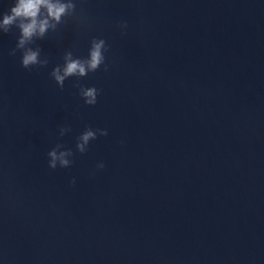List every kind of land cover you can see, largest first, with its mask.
Wrapping results in <instances>:
<instances>
[{"label":"water","instance_id":"1","mask_svg":"<svg viewBox=\"0 0 264 264\" xmlns=\"http://www.w3.org/2000/svg\"><path fill=\"white\" fill-rule=\"evenodd\" d=\"M75 2L32 45L46 67L0 32V264H264V0ZM93 37L109 70L80 79L89 106L50 73ZM87 126L108 135L81 154Z\"/></svg>","mask_w":264,"mask_h":264},{"label":"clouds","instance_id":"2","mask_svg":"<svg viewBox=\"0 0 264 264\" xmlns=\"http://www.w3.org/2000/svg\"><path fill=\"white\" fill-rule=\"evenodd\" d=\"M76 9L75 0H14L10 11L3 13L2 19H0V32L3 34L10 33L13 27L19 29L18 42L9 55L15 56L17 51H20L22 54L21 65L29 71L34 66L46 67L49 60L41 59L42 49L39 46L34 48L32 45L37 40H43L49 31L55 32L60 25L66 24V18L78 19ZM127 26L126 22L119 25L122 29H126ZM109 50L110 46L105 39L93 37L87 57H76L71 50L66 51L63 56V65L56 66L50 76L61 90H63L66 80L76 77L77 82L73 84V87L79 89V95L86 105L94 106L97 104L98 96L102 90L94 86H84L79 81L89 73L97 72L101 65L104 66V71L109 70V65L105 63V53ZM58 131L59 136L63 137L72 129L70 125H65L60 126ZM107 135V129H93L91 126H87L83 133L76 138V150L84 154L89 150L90 141L97 139L98 136ZM47 155L49 167L53 170L57 167L68 168L74 163L71 159L74 156L73 150L65 149L61 143H57ZM104 167L103 162L97 164L98 170L104 169ZM75 183V178H73L71 184L74 186Z\"/></svg>","mask_w":264,"mask_h":264}]
</instances>
